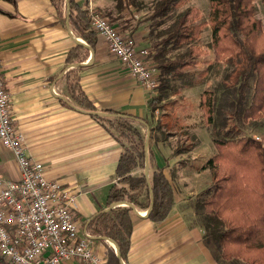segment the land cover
Listing matches in <instances>:
<instances>
[{
  "label": "crops",
  "instance_id": "crops-1",
  "mask_svg": "<svg viewBox=\"0 0 264 264\" xmlns=\"http://www.w3.org/2000/svg\"><path fill=\"white\" fill-rule=\"evenodd\" d=\"M73 1L80 4L84 0ZM88 3L109 15L105 2ZM261 14L264 29V9ZM69 15L68 0L60 1V9L51 0H0V65L9 94L11 123L23 134L27 153L42 162L48 179L61 182L75 194L77 224L90 231L89 220L98 211L109 209L105 197L115 181L114 169L122 149L101 118L110 115L106 109L129 115L146 96L141 94L139 82L113 55L124 71L117 69L103 38L98 37L95 46L90 47L75 31ZM111 22L137 46L146 47L144 31L128 29L120 20ZM78 45L82 47L67 60L69 51ZM130 86L136 90L131 91L132 98ZM79 88L94 109L76 101L74 95ZM136 92L141 100L133 97ZM179 171L177 168L175 173ZM0 177L19 178L15 159L1 142ZM210 185L208 182L196 192ZM173 191L175 213L161 223L151 222L145 215L147 209L141 212L138 209L142 208H137L139 214L132 216L130 248L122 264H231L204 243L201 214L195 211L196 203H188L193 196L177 197L174 186ZM96 240L95 250L103 257L106 243L116 251L115 244L106 237L97 236ZM61 264L82 263L68 260Z\"/></svg>",
  "mask_w": 264,
  "mask_h": 264
},
{
  "label": "trees",
  "instance_id": "trees-1",
  "mask_svg": "<svg viewBox=\"0 0 264 264\" xmlns=\"http://www.w3.org/2000/svg\"><path fill=\"white\" fill-rule=\"evenodd\" d=\"M51 1L60 9L61 0ZM68 1L70 23L77 34L90 47H94L99 36L91 27L88 0L80 4ZM258 1L264 9V0H209L207 18L195 21L196 13L191 7L175 12L184 0H154L150 18L159 21L152 24L147 33L146 61L156 69L158 80L154 89L156 94L149 98L148 111L153 115L156 108H164L156 119L157 129L164 127L169 131L179 122L176 113L171 108L168 111L173 101L160 102L167 99V89L173 87L172 81L181 77L184 68L195 65L198 58L206 53L195 44L206 25L211 31L209 47L214 58L228 60L234 66L225 83L227 88L233 87L230 93L235 94V98L230 94L225 98L232 112H219L220 119L216 121L213 91L204 90L201 93L200 107L206 124L211 126L216 153L201 167L209 169L211 185L204 191L207 197L197 202H202L201 207L207 208L200 217L204 243L231 264H264V145L254 136L238 135L240 129L234 121H229L233 118L232 114L242 120L264 116V29L261 19L256 16ZM97 11L108 18L105 13ZM168 19L170 22L166 23ZM164 23L166 26L160 28ZM81 47L78 45L71 49L67 60H71L76 55V49ZM74 97L83 107L95 108L80 88L76 89ZM106 111L110 115L119 114L113 109ZM120 117L138 119L148 124L145 118L136 115ZM151 128L154 127L151 125ZM136 134L139 136L137 131ZM118 141L122 149L114 169L115 181L105 197L106 207L128 202L135 207L148 209L152 195V205L146 218L154 223L165 221L174 205L170 177L154 165L148 183L144 168L149 150L145 152L142 146L133 150ZM187 150H190V146L182 145L174 153ZM139 168L143 172L136 174L135 170ZM142 192L149 198L145 205H142ZM134 214L131 207L117 205L106 211H98L89 220L87 228L92 234L109 238L118 248L116 252L112 246L105 244L104 264H122L121 260L126 261Z\"/></svg>",
  "mask_w": 264,
  "mask_h": 264
},
{
  "label": "rangeland",
  "instance_id": "rangeland-1",
  "mask_svg": "<svg viewBox=\"0 0 264 264\" xmlns=\"http://www.w3.org/2000/svg\"><path fill=\"white\" fill-rule=\"evenodd\" d=\"M101 2L102 4L105 2L107 7L110 8L109 15L106 14L110 20H120L119 23L125 25L128 29L137 28L144 31L143 38L147 48V33L149 28L152 24L154 25L159 21V19L150 18L152 13L151 6L154 0H101ZM88 5L94 9L97 7L94 3H88ZM187 7H191L194 13H196L195 21H203L207 18L209 11V0H184V2L176 8L175 12L182 11ZM261 12H263V6L261 2L258 1L256 3V16L262 17ZM170 18L172 19V17ZM169 22L170 19L166 21V23ZM166 23L161 24L159 27L162 28L166 26ZM210 40V27L206 25L202 29L200 38L195 41V44L204 49L206 53L198 58L195 65L184 68L181 77L172 81L173 87L167 89V99L160 102L167 103L173 101L168 111H174L179 122L175 124L172 130H165L164 127L160 129L155 128L156 119L164 108H156L153 115L148 111L149 98L156 94V90L146 91L142 88L141 94H145V100L142 104L135 106L138 112H133L138 113V117L145 118L148 124L141 123L129 117L122 118L120 117L122 115L120 113L109 115L108 118H103L104 124L107 126L110 133L123 142L124 145L129 146L133 150H137L141 146L144 148L146 147V151L147 149L149 150V157L147 158L148 180L146 178L148 183L150 182L149 178L151 177V170L154 165L161 168L166 173L168 172L167 176L170 177L175 187L177 197H183L188 194L192 195L193 197L188 203L190 205L196 203L195 211L200 214L207 211V208L201 207L202 202L200 204H197V202L207 197L204 191L208 188L206 187L205 190L200 192L196 191L200 186L208 184V182L211 183L209 169L204 168L205 171L200 173L202 172L201 170H204L201 167L216 153L211 126L206 124L202 108L200 107L201 93L204 90L213 91L216 98V121L220 119V115L218 116L219 112L224 110L232 112L225 101L226 96L230 94V97L235 98V94L230 93L233 87L227 88L225 86V83L228 82V75L234 66L232 62L228 60H220L221 62H217L219 60L214 58V54L209 47ZM174 52L175 50L171 51V53ZM114 59L115 57H113V60ZM115 62L117 69L124 71L121 64L117 61ZM132 90H134V87L130 86V92ZM131 95L132 92L130 93V98H132ZM139 95L140 94L137 93V95L135 94L133 97L135 99L137 98V101L139 99L141 100V96ZM133 113L132 110H130L129 114L134 115ZM119 117L121 119H117ZM232 117L233 118L229 121L230 123L234 121L236 126L240 129L238 135L244 134L254 136L264 145V116L258 119L248 120H242V118L234 114H232ZM216 123L218 125V122ZM151 125L154 127L153 129ZM136 131L139 133V136H137ZM182 145H189L190 150L181 151L177 154L174 153V151L180 149ZM181 167L187 168V170H182ZM177 168L180 169L178 174L175 173ZM135 172L138 174L143 171L139 168L136 169ZM190 197L191 196H189V198ZM142 198V205L149 202V198L147 199L144 193L142 194ZM135 208L137 210L138 207L136 206ZM138 210L143 212L146 208ZM173 213H175L174 208L170 211L171 215ZM97 243L98 240L95 239L92 241L91 246L95 247Z\"/></svg>",
  "mask_w": 264,
  "mask_h": 264
},
{
  "label": "built area",
  "instance_id": "built-area-1",
  "mask_svg": "<svg viewBox=\"0 0 264 264\" xmlns=\"http://www.w3.org/2000/svg\"><path fill=\"white\" fill-rule=\"evenodd\" d=\"M88 11L91 27L108 51L144 90H154L157 71L146 61L148 49L137 46L93 7ZM24 141L11 123L0 65V142L11 151L19 169L16 180L0 177V264H61L68 260L104 264V257L91 246L98 235L80 229L74 217L75 194L45 176L42 162L27 153Z\"/></svg>",
  "mask_w": 264,
  "mask_h": 264
},
{
  "label": "water",
  "instance_id": "water-1",
  "mask_svg": "<svg viewBox=\"0 0 264 264\" xmlns=\"http://www.w3.org/2000/svg\"><path fill=\"white\" fill-rule=\"evenodd\" d=\"M145 151H146V147H145ZM144 170H145V176H146V178H147V180H148V177H147V174H148V169H147V154H146V156H145V168H144ZM151 190H150V195H151ZM152 195H151V198H150V206L148 207V209H147V211H146V214L145 215H147V213L149 212V210H150V207H151V205H152ZM117 205H125V206H129V207H131L132 208V210L136 213V214H139L138 213V211L136 210V208H135V206H133L132 204H130V203H128V202H119V203H113L110 207H108V208H111V207H114V206H117ZM107 238V237H106ZM108 240H110L109 238H107ZM111 241V240H110ZM114 243V242H113ZM115 244V243H114ZM115 246H116V244H115ZM116 251H118V248H117V246H116ZM121 263H122V260H121Z\"/></svg>",
  "mask_w": 264,
  "mask_h": 264
}]
</instances>
